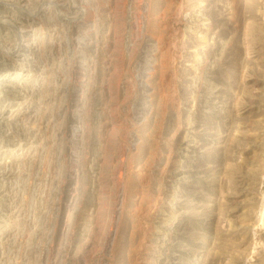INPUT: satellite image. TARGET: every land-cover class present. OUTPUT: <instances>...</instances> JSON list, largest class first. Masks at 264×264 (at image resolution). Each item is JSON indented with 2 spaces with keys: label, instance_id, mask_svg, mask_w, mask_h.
<instances>
[{
  "label": "rangeland",
  "instance_id": "rangeland-1",
  "mask_svg": "<svg viewBox=\"0 0 264 264\" xmlns=\"http://www.w3.org/2000/svg\"><path fill=\"white\" fill-rule=\"evenodd\" d=\"M0 264H264V0H0Z\"/></svg>",
  "mask_w": 264,
  "mask_h": 264
},
{
  "label": "bare ground",
  "instance_id": "bare-ground-1",
  "mask_svg": "<svg viewBox=\"0 0 264 264\" xmlns=\"http://www.w3.org/2000/svg\"><path fill=\"white\" fill-rule=\"evenodd\" d=\"M89 12V11H88Z\"/></svg>",
  "mask_w": 264,
  "mask_h": 264
}]
</instances>
